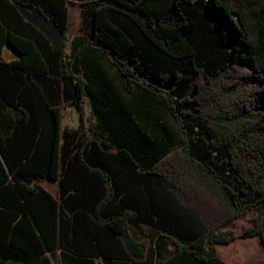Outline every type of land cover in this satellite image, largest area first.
Returning <instances> with one entry per match:
<instances>
[{
  "label": "trees",
  "instance_id": "obj_1",
  "mask_svg": "<svg viewBox=\"0 0 264 264\" xmlns=\"http://www.w3.org/2000/svg\"><path fill=\"white\" fill-rule=\"evenodd\" d=\"M3 113L0 264H224L218 244L264 245V0H0Z\"/></svg>",
  "mask_w": 264,
  "mask_h": 264
},
{
  "label": "rangeland",
  "instance_id": "obj_2",
  "mask_svg": "<svg viewBox=\"0 0 264 264\" xmlns=\"http://www.w3.org/2000/svg\"><path fill=\"white\" fill-rule=\"evenodd\" d=\"M80 31V12L79 9L73 8L70 10V19H69V29L68 34L71 36L73 34H76ZM7 113L0 114V119L4 122L7 118ZM83 123L84 128L88 131V133L93 134L95 131H97L96 126V119L92 113L91 106L89 104V101H86L84 103V117H83ZM62 126L69 129H75L79 128V115L78 112L73 107H63L62 109ZM40 184L47 189L51 194L55 195L57 190V184L54 181L51 180H41ZM247 216L239 217L235 220L234 224V231L237 235L241 233V231L244 229V227L247 225ZM250 237H256L253 240H248L249 242H241V240L236 244L238 248L242 249L243 252V259H241V262H238V264H264V249L257 244L258 239L260 238L258 236H250ZM248 238V237H245ZM238 239H244L241 237H238ZM236 240V239H235ZM234 240V241H235ZM233 242V241H232ZM261 242V240H260ZM224 245L218 246V251L221 253L223 257H228L230 249L228 248H222ZM172 249V246L167 243L163 242L160 246V252L163 254L169 253V251ZM218 253V252H217ZM218 253V254H219ZM246 253H252V258H248L245 254ZM220 256V255H219ZM221 257V256H220ZM222 258V257H221ZM223 259V258H222ZM224 261V259H223ZM225 263V261H224Z\"/></svg>",
  "mask_w": 264,
  "mask_h": 264
},
{
  "label": "crops",
  "instance_id": "obj_3",
  "mask_svg": "<svg viewBox=\"0 0 264 264\" xmlns=\"http://www.w3.org/2000/svg\"><path fill=\"white\" fill-rule=\"evenodd\" d=\"M73 8H76V9H79V12L81 11V8H80V5L78 2H69L67 3V33H68V29H69V19H70V10L73 9ZM80 32V31H79ZM76 33V34H79ZM76 34H73V35H69V40L71 39L72 36L76 35ZM7 118L6 119H9L11 114L10 113H7ZM46 180H49V179H46ZM52 181V180H51ZM53 195V194H52ZM254 238L256 237H248V238H244V239H236L235 241L233 242H230L228 244H218L216 245V250L217 252L219 253L218 251V246L219 245H224V247L222 248H228L230 249V252H229V256L228 257H223L221 255V253H219V255L224 259L225 263L224 264H238V262H241L240 260L243 259V252H242V249L241 248H238L237 247V243L241 240V242H249L248 240H253ZM257 244H259L263 249H264V245L260 242V240L258 239L257 241ZM248 258H252V253H246L245 254Z\"/></svg>",
  "mask_w": 264,
  "mask_h": 264
},
{
  "label": "water",
  "instance_id": "obj_4",
  "mask_svg": "<svg viewBox=\"0 0 264 264\" xmlns=\"http://www.w3.org/2000/svg\"><path fill=\"white\" fill-rule=\"evenodd\" d=\"M1 57L5 60V61H11L13 59H17L19 57V53L18 51L13 47V45H11L10 43H5L2 53H1Z\"/></svg>",
  "mask_w": 264,
  "mask_h": 264
}]
</instances>
